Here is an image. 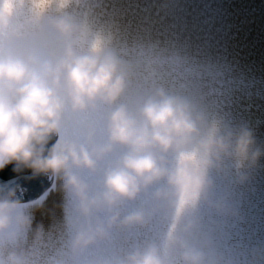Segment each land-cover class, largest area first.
Returning a JSON list of instances; mask_svg holds the SVG:
<instances>
[{"label": "clouds", "instance_id": "9594fccd", "mask_svg": "<svg viewBox=\"0 0 264 264\" xmlns=\"http://www.w3.org/2000/svg\"><path fill=\"white\" fill-rule=\"evenodd\" d=\"M80 2L0 0V170L47 176L62 194L49 244L18 188L0 185V264H214L190 208L200 196L225 215L209 173L243 180L264 145L142 78Z\"/></svg>", "mask_w": 264, "mask_h": 264}, {"label": "bare ground", "instance_id": "6f19581e", "mask_svg": "<svg viewBox=\"0 0 264 264\" xmlns=\"http://www.w3.org/2000/svg\"><path fill=\"white\" fill-rule=\"evenodd\" d=\"M74 10L105 31L142 78L191 95L214 122L246 124L264 145V0H81ZM240 175L231 166L209 173L207 199L224 205L225 215L200 196L190 208L195 235L214 264H264V157ZM61 200L53 180L25 204L49 244H56Z\"/></svg>", "mask_w": 264, "mask_h": 264}, {"label": "water", "instance_id": "95a60500", "mask_svg": "<svg viewBox=\"0 0 264 264\" xmlns=\"http://www.w3.org/2000/svg\"><path fill=\"white\" fill-rule=\"evenodd\" d=\"M51 179L44 175L31 176L28 171L16 173L9 165L0 170V185L16 186L17 195L24 203L33 201L43 194L50 186Z\"/></svg>", "mask_w": 264, "mask_h": 264}]
</instances>
